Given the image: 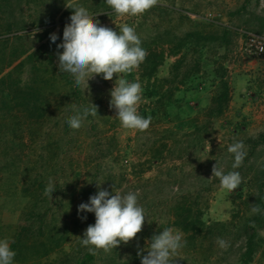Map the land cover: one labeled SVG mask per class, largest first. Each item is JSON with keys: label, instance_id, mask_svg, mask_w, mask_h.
Instances as JSON below:
<instances>
[{"label": "rangeland", "instance_id": "1", "mask_svg": "<svg viewBox=\"0 0 264 264\" xmlns=\"http://www.w3.org/2000/svg\"><path fill=\"white\" fill-rule=\"evenodd\" d=\"M75 6L113 30L133 26L143 62L77 87L56 47ZM250 31L264 32V0H157L137 16L105 0H0V236L14 240L15 264H141L164 227L186 241L175 264H244L251 245L248 264H264V54L244 51ZM119 78L141 83L146 130L122 128L109 106ZM90 102L98 114L69 128ZM237 140L246 157L229 193L212 168L232 170ZM100 188L138 190L147 216L127 243L90 251L80 237L95 216L77 207Z\"/></svg>", "mask_w": 264, "mask_h": 264}, {"label": "clouds", "instance_id": "2", "mask_svg": "<svg viewBox=\"0 0 264 264\" xmlns=\"http://www.w3.org/2000/svg\"><path fill=\"white\" fill-rule=\"evenodd\" d=\"M115 13L123 16H137L151 9L157 0H105ZM70 22L64 26L62 42L57 44L58 68L60 72L69 73L77 87L86 85L94 75L102 74L103 79L112 80L114 74H128L139 66L147 52L135 28L127 24L118 31L103 26L83 6L72 7ZM50 42L58 39L56 33L49 36ZM143 88L139 81L119 78L110 90L109 106L115 108L116 117L124 129L146 130L151 123V116L138 114V104L142 100ZM98 114L97 107L81 106L74 111L66 124L71 129H79L89 116ZM232 154V170L225 171L218 161L212 168V177L219 179L222 189L229 193L242 183L241 174L236 171L243 163L246 152L242 141H235L228 146ZM100 183H97L99 186ZM56 190L55 183L49 180L45 193L52 196ZM137 191H114L100 188L90 195L87 202L77 207L79 213H94V224L88 225L80 237V243L91 246L90 251L114 249L121 242L127 243L142 229L147 216L144 207L138 201ZM253 213L261 211L259 206L251 209ZM86 219V216L84 217ZM14 240L0 236V264H15L16 252L12 248ZM186 241L183 233L174 227H164L154 234L147 244L146 254L140 256L141 264H175L179 251ZM217 243L226 249L228 242L217 238Z\"/></svg>", "mask_w": 264, "mask_h": 264}, {"label": "built area", "instance_id": "3", "mask_svg": "<svg viewBox=\"0 0 264 264\" xmlns=\"http://www.w3.org/2000/svg\"><path fill=\"white\" fill-rule=\"evenodd\" d=\"M244 51L252 57H260L264 54V32H247Z\"/></svg>", "mask_w": 264, "mask_h": 264}, {"label": "trees", "instance_id": "4", "mask_svg": "<svg viewBox=\"0 0 264 264\" xmlns=\"http://www.w3.org/2000/svg\"><path fill=\"white\" fill-rule=\"evenodd\" d=\"M157 6H160V5L157 4ZM257 223H258L259 226H263V224H264V215H260V216L258 217V219H257ZM252 243H253V242H252ZM253 253H254V248H253V245H251V247H250V249H249V252H248V254H247V257H245L246 260L244 259V261H245L244 264H248V262L250 261V259H248V258H250L251 255H253Z\"/></svg>", "mask_w": 264, "mask_h": 264}]
</instances>
